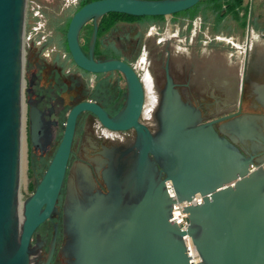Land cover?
I'll return each instance as SVG.
<instances>
[{"label":"water","instance_id":"1","mask_svg":"<svg viewBox=\"0 0 264 264\" xmlns=\"http://www.w3.org/2000/svg\"><path fill=\"white\" fill-rule=\"evenodd\" d=\"M200 0H92L76 10L67 26L66 43L74 63L88 72L120 71L128 94L114 116L98 104L82 101L67 113L59 145L34 191L19 201L21 124L23 115V33L26 0H0V264H30L35 230L58 213L57 198L70 153L76 119L89 111L108 129L133 128L131 155L112 151L102 178L107 191L95 188L89 167L81 165L78 196L69 187L63 207L62 249L66 264H264V127L250 114L203 121L201 110L184 100L165 66V84L157 111L139 121L143 90L125 62L95 59L98 21L106 13L166 16ZM93 30L86 55L79 44L83 25ZM259 100L264 105V87ZM155 100H153L154 103ZM154 118V120H153ZM31 105L28 127L32 146L51 139V125ZM42 149V147H41ZM175 193L172 197L166 184ZM71 186V185H70ZM202 195V203L184 207L188 225L171 222L172 204ZM21 204V216L18 207ZM57 224L50 246L52 254Z\"/></svg>","mask_w":264,"mask_h":264},{"label":"flooded vegetation","instance_id":"2","mask_svg":"<svg viewBox=\"0 0 264 264\" xmlns=\"http://www.w3.org/2000/svg\"><path fill=\"white\" fill-rule=\"evenodd\" d=\"M245 3L249 4V10L247 14L241 12L240 19L226 13V4L217 13L213 4L207 3L203 12L187 16L184 27L174 34L164 31L162 23L157 21L159 18L133 19L106 13L98 21L93 55L95 59L121 60L134 70L144 98L139 121L151 131L155 129V122L148 123L142 114L147 98L155 100L149 109L150 114L153 116L157 111L165 84L166 65L181 97L201 110L203 121L221 119L214 124L217 127L233 114L237 113L235 117L250 114L263 118L258 123L264 127V105L259 100L264 87V16L253 11L254 0H245ZM75 11L64 24L68 19L70 21ZM197 17L198 25L195 27L194 24V31H191L190 24ZM33 21L32 24L35 18ZM32 24H29L23 59V104L27 115L33 105L42 112L44 121L56 122L51 125L49 143H41L37 149L32 146L28 127L29 163L42 177L62 137L63 130L57 140L56 130L63 117L66 121L71 107L82 101H91L109 116H114L125 104L128 86L118 70L92 73L81 69L72 60L68 47L66 50L56 44L58 48L51 44L52 39L40 38V27H32ZM87 27H90L89 34H84ZM92 30L90 20L79 33V44L86 55ZM85 37H88L87 41ZM134 139L133 128L112 130L103 126L89 111L78 115L56 202L58 213L33 233L31 244L34 251L30 264H66L67 258L62 253L66 242L62 229L63 207L69 187L78 196L82 193L78 170L81 165L89 167L95 188L106 192L102 170L110 159L107 152L115 151L113 159H116L119 151H127L122 156L125 159L132 153L130 148ZM263 157L264 152L256 155L253 163L257 165V160ZM55 223L57 233L48 260Z\"/></svg>","mask_w":264,"mask_h":264},{"label":"rangeland","instance_id":"3","mask_svg":"<svg viewBox=\"0 0 264 264\" xmlns=\"http://www.w3.org/2000/svg\"><path fill=\"white\" fill-rule=\"evenodd\" d=\"M80 0H26L25 4V20H24V33H23V59H25V51H26V39L28 36L29 24H32L33 18H35V23L32 24V27L35 28L40 27V38H50L52 39L51 44L58 47L56 44L60 46L59 39L63 37V33L57 30L58 25H63L65 19L70 16L73 10L76 8ZM209 3V0H200L193 7L174 13L172 15L162 16L157 21L162 23L164 31L167 34L176 33L180 27H184V23L186 22V17L191 16L192 13H200L205 10V6ZM196 13V14H197ZM150 18V17H146ZM198 18L192 20V29L194 31L195 27L198 25ZM191 28V26H190ZM90 27H87V31H84V34H87ZM59 48V47H58ZM69 99H66L68 102ZM153 103V99L147 98L145 101V109L143 114L149 112V109ZM142 114V115H143ZM65 121V117L59 123V127L56 130V138L58 140L60 134L63 130L62 123ZM30 149L28 142V115L25 107H23V115H22V124H21V152H20V175H19V201L23 202V200L29 196L35 189V186L41 179V175L37 172V170L33 171L31 165L29 163L30 157ZM35 166V165H34Z\"/></svg>","mask_w":264,"mask_h":264},{"label":"trees","instance_id":"4","mask_svg":"<svg viewBox=\"0 0 264 264\" xmlns=\"http://www.w3.org/2000/svg\"><path fill=\"white\" fill-rule=\"evenodd\" d=\"M92 1V0H80L78 5L76 6V8L73 10H78L82 5H84L85 3ZM209 3L213 4V10L216 11L217 13H219L222 10V5L226 4V13H231L234 17L236 18H241L240 13L244 12L245 14H247L248 10H249V4L245 3V0H209ZM255 6L253 11H259L260 16H264V0H254ZM257 4V6H256ZM114 15L117 16H126V17H130V18H140V17H150V18H162V16H133V15H127V14H123V13H114V12H110ZM193 14V13H192ZM191 14V15H192ZM263 14V15H262ZM243 18V17H242ZM243 20V19H242ZM69 21V19H68ZM68 21L66 22V24L63 25H58L57 26V30L61 31V33H63V37H61L59 39V43L61 46H63L66 50H67V45H66V40H65V32H66V28L68 25ZM87 34H89V31L87 32ZM86 41L88 39V37L86 38Z\"/></svg>","mask_w":264,"mask_h":264},{"label":"built area","instance_id":"5","mask_svg":"<svg viewBox=\"0 0 264 264\" xmlns=\"http://www.w3.org/2000/svg\"><path fill=\"white\" fill-rule=\"evenodd\" d=\"M166 187H167L169 193L171 194V196L175 197V193H174L172 186L169 183H167ZM202 198H203L202 195H197L196 198H193L189 201H182L181 204H180V202L175 201L172 204L170 221L176 222V224L179 225V227L181 229H183V230L186 229L188 222H187V215L184 212V207L189 205V204H200V203H202ZM185 239H186V247H187L189 254L192 258V262H193V264H196L197 261L199 260L198 255H197L190 239L188 237H185Z\"/></svg>","mask_w":264,"mask_h":264},{"label":"bare ground","instance_id":"6","mask_svg":"<svg viewBox=\"0 0 264 264\" xmlns=\"http://www.w3.org/2000/svg\"><path fill=\"white\" fill-rule=\"evenodd\" d=\"M18 212H19V216H21V204L19 203V207H18Z\"/></svg>","mask_w":264,"mask_h":264}]
</instances>
